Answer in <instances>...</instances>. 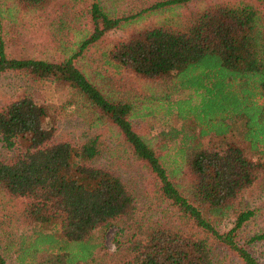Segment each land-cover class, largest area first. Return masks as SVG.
Segmentation results:
<instances>
[{"label": "trees", "instance_id": "16d2710c", "mask_svg": "<svg viewBox=\"0 0 264 264\" xmlns=\"http://www.w3.org/2000/svg\"><path fill=\"white\" fill-rule=\"evenodd\" d=\"M52 1L11 0L0 6L5 33L19 25V12L47 10L65 0ZM189 1L158 0L123 16L94 1L89 29L71 46L62 37L61 59L11 56L0 38V73L69 88L67 103L81 107L89 127L107 126L121 136L152 178L154 199L174 217L137 224L131 188L119 173L93 163L101 153L100 136L78 143L56 140L49 104L20 96L0 105V145L9 151L0 157V205L14 217L4 224L18 228L0 244L13 255L8 258L0 249V264H215L214 243L227 247L241 264H260L237 239L251 210L239 212L227 231L216 224L264 171V15L237 0L129 31L150 14L178 15L171 10ZM54 10L55 33L65 36L70 26L62 17L68 12ZM114 28L128 34L102 52L103 67L113 72L80 65L83 52ZM123 71L138 76L146 91L139 95L114 78ZM181 91L188 93L175 96ZM156 114L181 121V128L159 132L173 144L155 146V136L132 128L131 119ZM234 130L257 157L226 140ZM207 135L220 145L204 146ZM115 224L120 227L115 251L94 263L102 248L96 232ZM256 239H264V233L250 241Z\"/></svg>", "mask_w": 264, "mask_h": 264}, {"label": "rangeland", "instance_id": "374dc122", "mask_svg": "<svg viewBox=\"0 0 264 264\" xmlns=\"http://www.w3.org/2000/svg\"><path fill=\"white\" fill-rule=\"evenodd\" d=\"M9 1L11 0H0V6L4 7ZM53 1L56 3L58 0ZM94 1H99L107 7L106 9L115 13L114 16H123L128 13H135L141 7L158 0H65L64 2H60L64 4L57 2L59 5L53 4L51 5L52 8H48L47 10L19 12V17L17 18L20 21L19 25L11 28L7 34L5 33L7 28L4 26L6 19L3 17L0 21V38L4 42L5 52L14 57H30L35 55L38 57L61 59L64 56V50H66L60 45L62 37L65 38L64 44L71 46L73 42L80 39L85 29H89L88 12L91 3ZM246 1L260 8L264 15V0ZM230 2L235 3L237 0H192L184 4V6L171 10L178 15L174 16L170 11L150 14L145 16L140 23L138 22L139 24H134L129 31L132 32L146 25L161 24L167 20L171 21V18L180 17L182 19L203 7ZM54 9H58L57 14L64 13V11L68 12V15L66 14V16L62 17L66 20V24L68 23L70 26V29L65 32V36L55 33L59 27V21L56 20L55 24L51 21L56 15L54 14V11H56ZM4 15L6 16L5 13ZM125 34H128V32H124L118 28L107 31L96 42L95 46H90L83 52L80 58V65L86 68L91 67V69L96 68L97 70L105 68L108 72H113L111 68H107L105 65L103 67L101 55L111 42L124 37ZM114 78L124 83L127 87H132V90L134 89L139 95L146 91L142 87L139 88L143 84V81L132 73H125L123 71L121 74H116ZM187 93L188 91H181L175 94V96L183 97ZM24 95L31 96L37 103L49 104L54 139H65L78 143L92 135L100 136V140L102 141L101 153L93 163L119 173L131 188L137 203V224L147 226V220L154 222V219L160 216L165 221L170 222L173 220V211L167 209L164 204H160L154 199L152 178H148L146 171L141 168L138 161L133 157L121 136H117V132L115 133V130L107 126L102 128L89 127L81 115V107L78 106L77 108L72 102L67 103L71 99L69 88L60 86L52 80H31L11 71L0 73V105L7 104ZM130 122L136 132L148 135L149 137L155 136L153 140L155 146L163 142L169 145L173 144L171 140H168L159 132L161 130L168 131L171 127L179 128L181 123V121L173 116L167 119L159 114L143 118H133ZM226 140L237 142L245 149L248 156H258L256 151L246 147L248 144L240 139L238 130L232 131L226 137ZM202 144L211 148L215 145H220V141L218 138H212L211 135H207L203 137ZM8 155L9 151L0 145V157L4 158ZM151 208L154 209V212H152ZM10 210L13 213V209ZM160 210H163L166 216ZM244 210H251L253 214L238 230L237 239L244 244L260 264H264V239L250 241L253 236L264 233V171L250 187L243 191L236 202L235 208L230 211V214L226 218L217 222L216 228L221 232L227 231L232 227L236 215ZM140 217L144 219L139 220ZM11 220H14V217L6 209H2L0 205V244H4L8 238H13L18 230L14 226H6L4 224ZM119 229L120 227L115 224L105 226L96 232L95 237L97 241H102V248L95 254L93 258L94 263L102 262L108 256L105 253L115 251V239ZM211 246L215 264H241L239 258L224 245L214 243ZM0 249L2 248L0 247ZM2 250L8 258L13 256L12 251L6 246Z\"/></svg>", "mask_w": 264, "mask_h": 264}]
</instances>
